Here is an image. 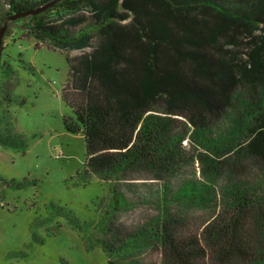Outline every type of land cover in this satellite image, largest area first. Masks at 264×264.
I'll return each instance as SVG.
<instances>
[{"label": "trees", "instance_id": "1", "mask_svg": "<svg viewBox=\"0 0 264 264\" xmlns=\"http://www.w3.org/2000/svg\"><path fill=\"white\" fill-rule=\"evenodd\" d=\"M50 1L9 0L6 17ZM83 13L88 28H80ZM24 19L37 48L81 52L67 58L63 99L67 131L84 137L89 175L110 183L138 170L171 172L185 140L202 150L212 177L227 167L226 149L264 172V0H62ZM257 186L235 184L196 230L166 216L129 237L157 247L161 264H264ZM178 194L197 201L210 191L188 182ZM124 238L112 244L113 264H139L135 252L124 255Z\"/></svg>", "mask_w": 264, "mask_h": 264}, {"label": "rangeland", "instance_id": "2", "mask_svg": "<svg viewBox=\"0 0 264 264\" xmlns=\"http://www.w3.org/2000/svg\"><path fill=\"white\" fill-rule=\"evenodd\" d=\"M8 2L0 0V26ZM81 16L80 28L91 26V15ZM27 24L24 18L10 22L3 36L0 264H113L119 255L112 244L124 237L120 248L126 257L135 252L139 264H161L157 247L129 235L166 216L181 217L196 230L217 215L238 183L250 191L262 184L259 196L264 197L259 166L235 161L234 151L226 149L220 159L227 167L212 177L201 162L202 150L188 140L171 172L138 170L110 183L89 175L84 137L67 131L65 121L72 113L63 99L68 59L81 52L37 48ZM78 29L70 28L72 33ZM247 141L242 137L240 145ZM231 160L235 173L228 168ZM188 182L209 188L210 194L197 201L182 198L178 190Z\"/></svg>", "mask_w": 264, "mask_h": 264}, {"label": "water", "instance_id": "3", "mask_svg": "<svg viewBox=\"0 0 264 264\" xmlns=\"http://www.w3.org/2000/svg\"><path fill=\"white\" fill-rule=\"evenodd\" d=\"M62 0H52L45 5L35 9V10H29L26 12L16 13L14 15L8 16L5 18L2 26L0 27V64H1V58H2V52H3V36L5 34V31L7 29L8 23L14 22L18 19L28 17V16H35L38 15L44 11H46L48 8L52 7L54 4L60 2Z\"/></svg>", "mask_w": 264, "mask_h": 264}]
</instances>
